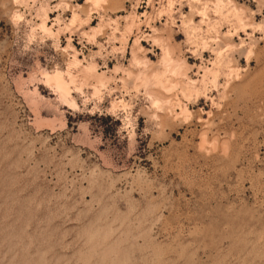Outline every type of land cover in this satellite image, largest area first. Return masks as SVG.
I'll use <instances>...</instances> for the list:
<instances>
[{"label": "rangeland", "instance_id": "obj_1", "mask_svg": "<svg viewBox=\"0 0 264 264\" xmlns=\"http://www.w3.org/2000/svg\"><path fill=\"white\" fill-rule=\"evenodd\" d=\"M0 264H264V0H0Z\"/></svg>", "mask_w": 264, "mask_h": 264}, {"label": "bare ground", "instance_id": "obj_2", "mask_svg": "<svg viewBox=\"0 0 264 264\" xmlns=\"http://www.w3.org/2000/svg\"><path fill=\"white\" fill-rule=\"evenodd\" d=\"M53 78H54V77H53ZM58 80H59V83H62V81H61V79H59V77H58ZM60 81H61V82H60ZM54 82H55V81H54ZM59 83H58V84H59ZM58 84H56V85H58ZM60 85H62V84H60ZM60 85L58 86V87H60L59 90H60V91L63 90L62 92H64V89H62V86H60ZM63 85H64V84H63ZM61 89H62V90H61ZM64 93H65V92H64Z\"/></svg>", "mask_w": 264, "mask_h": 264}]
</instances>
